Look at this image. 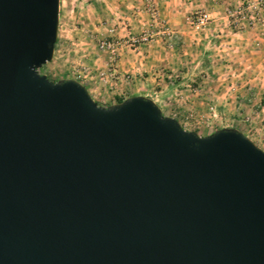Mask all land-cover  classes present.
<instances>
[{
	"label": "water",
	"instance_id": "95a60500",
	"mask_svg": "<svg viewBox=\"0 0 264 264\" xmlns=\"http://www.w3.org/2000/svg\"><path fill=\"white\" fill-rule=\"evenodd\" d=\"M59 0H0V264H264V151L38 71Z\"/></svg>",
	"mask_w": 264,
	"mask_h": 264
},
{
	"label": "rangeland",
	"instance_id": "374dc122",
	"mask_svg": "<svg viewBox=\"0 0 264 264\" xmlns=\"http://www.w3.org/2000/svg\"><path fill=\"white\" fill-rule=\"evenodd\" d=\"M165 1L175 7L59 0L54 55L38 73L78 81L100 107L145 97L185 131L236 129L264 151V0H177L178 17ZM201 14L209 18L197 28Z\"/></svg>",
	"mask_w": 264,
	"mask_h": 264
},
{
	"label": "crops",
	"instance_id": "0c3cea01",
	"mask_svg": "<svg viewBox=\"0 0 264 264\" xmlns=\"http://www.w3.org/2000/svg\"><path fill=\"white\" fill-rule=\"evenodd\" d=\"M179 2L180 3H182L181 2V0H179ZM177 0H175L174 1V3H175V7L174 8H170L169 9V3L167 2V1H165V2H163V3H165L166 4V6L165 7H163V9L165 10V11H167V10H169V13H167V15L168 16H175V17H178V16H181L182 15V11H181V5H180V3H179ZM250 34L248 33L246 36H249ZM249 40H252V37L251 38H249V39H247L246 41L248 42ZM255 40H257L256 38L255 39H253V42L255 41ZM250 44V43H249ZM263 46V45H262ZM88 89V91H90L89 90V88H87Z\"/></svg>",
	"mask_w": 264,
	"mask_h": 264
},
{
	"label": "built area",
	"instance_id": "2783aa9c",
	"mask_svg": "<svg viewBox=\"0 0 264 264\" xmlns=\"http://www.w3.org/2000/svg\"><path fill=\"white\" fill-rule=\"evenodd\" d=\"M208 16L206 14H201L199 16L196 17V21H195V24L197 25V28L200 27V26H204L207 21H208ZM194 24V23H192ZM250 24H253V21H250ZM110 48V45L109 44H104L102 43L100 45V49L103 50V51H106Z\"/></svg>",
	"mask_w": 264,
	"mask_h": 264
},
{
	"label": "trees",
	"instance_id": "16d2710c",
	"mask_svg": "<svg viewBox=\"0 0 264 264\" xmlns=\"http://www.w3.org/2000/svg\"><path fill=\"white\" fill-rule=\"evenodd\" d=\"M123 100L122 99H120V100H118V102L117 103H121Z\"/></svg>",
	"mask_w": 264,
	"mask_h": 264
}]
</instances>
